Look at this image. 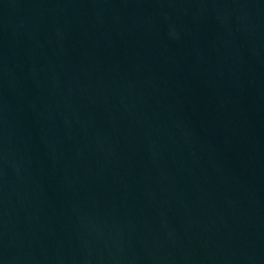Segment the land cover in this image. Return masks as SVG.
Listing matches in <instances>:
<instances>
[{
  "label": "water",
  "instance_id": "1",
  "mask_svg": "<svg viewBox=\"0 0 264 264\" xmlns=\"http://www.w3.org/2000/svg\"><path fill=\"white\" fill-rule=\"evenodd\" d=\"M0 264H264V0H0Z\"/></svg>",
  "mask_w": 264,
  "mask_h": 264
}]
</instances>
